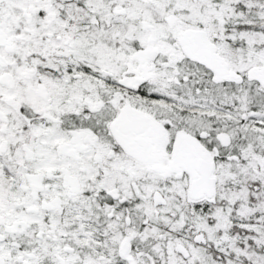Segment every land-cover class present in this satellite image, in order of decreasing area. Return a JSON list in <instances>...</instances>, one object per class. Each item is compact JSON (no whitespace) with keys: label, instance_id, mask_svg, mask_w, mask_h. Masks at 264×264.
I'll return each mask as SVG.
<instances>
[{"label":"snow or ice","instance_id":"1","mask_svg":"<svg viewBox=\"0 0 264 264\" xmlns=\"http://www.w3.org/2000/svg\"><path fill=\"white\" fill-rule=\"evenodd\" d=\"M0 264H264V0H0Z\"/></svg>","mask_w":264,"mask_h":264}]
</instances>
